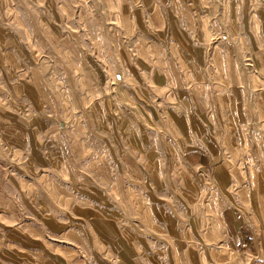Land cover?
I'll use <instances>...</instances> for the list:
<instances>
[{
	"label": "rangeland",
	"instance_id": "obj_1",
	"mask_svg": "<svg viewBox=\"0 0 264 264\" xmlns=\"http://www.w3.org/2000/svg\"><path fill=\"white\" fill-rule=\"evenodd\" d=\"M254 192L264 0H0V264H235Z\"/></svg>",
	"mask_w": 264,
	"mask_h": 264
},
{
	"label": "crops",
	"instance_id": "obj_2",
	"mask_svg": "<svg viewBox=\"0 0 264 264\" xmlns=\"http://www.w3.org/2000/svg\"><path fill=\"white\" fill-rule=\"evenodd\" d=\"M202 163H204V161L200 160L201 165ZM248 193L250 194V192ZM252 196V202L255 207L253 208L257 212L259 218L258 235L256 236L254 230H251V232H243L241 228L234 227L236 237L231 235V244L236 247L242 246L248 248L245 254L246 256H243V258L241 257L240 259L238 258L235 264H264V260L258 258L259 255H264V192H257V194L254 192L252 193ZM258 248L260 249V252L257 250ZM255 252L258 255H255ZM231 264L234 263L231 262Z\"/></svg>",
	"mask_w": 264,
	"mask_h": 264
}]
</instances>
